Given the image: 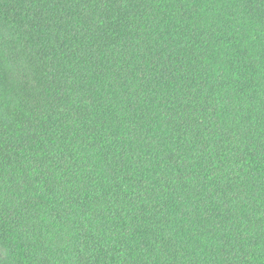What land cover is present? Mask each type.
<instances>
[{"label": "trees", "instance_id": "trees-1", "mask_svg": "<svg viewBox=\"0 0 264 264\" xmlns=\"http://www.w3.org/2000/svg\"><path fill=\"white\" fill-rule=\"evenodd\" d=\"M0 239L264 264V0H0Z\"/></svg>", "mask_w": 264, "mask_h": 264}, {"label": "rangeland", "instance_id": "rangeland-1", "mask_svg": "<svg viewBox=\"0 0 264 264\" xmlns=\"http://www.w3.org/2000/svg\"><path fill=\"white\" fill-rule=\"evenodd\" d=\"M3 244L0 239V264H12V259L8 256Z\"/></svg>", "mask_w": 264, "mask_h": 264}]
</instances>
